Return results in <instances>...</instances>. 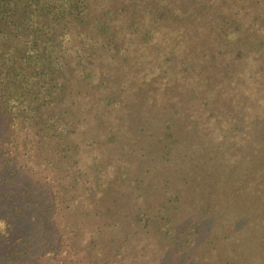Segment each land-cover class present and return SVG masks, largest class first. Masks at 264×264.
<instances>
[{"label":"rangeland","instance_id":"374dc122","mask_svg":"<svg viewBox=\"0 0 264 264\" xmlns=\"http://www.w3.org/2000/svg\"><path fill=\"white\" fill-rule=\"evenodd\" d=\"M215 2L199 26L131 17L81 90L74 157L57 170L43 151L30 174L57 204L26 221L27 256L0 264H264V9L235 4L256 37L237 47L210 32Z\"/></svg>","mask_w":264,"mask_h":264},{"label":"trees","instance_id":"16d2710c","mask_svg":"<svg viewBox=\"0 0 264 264\" xmlns=\"http://www.w3.org/2000/svg\"><path fill=\"white\" fill-rule=\"evenodd\" d=\"M136 2L140 5L138 10L134 9ZM237 2L226 0L222 4L218 11L221 18H217L210 32L218 33L216 41L227 39L238 47L245 41L254 43L256 37L251 20H239L234 26L241 8L235 7ZM211 3L216 2L0 0V258L14 261L26 257L29 250L26 221L29 218L36 221L57 204L46 198L49 195L41 198L35 192L38 187L30 174L40 171L38 159H47L42 156L43 151L46 154L51 150L49 161L43 162L51 163L57 170L63 168L57 161H68L73 156L74 152L68 148L74 151L70 133L80 121L84 107L81 90H85L86 80L94 73L93 66L96 69L99 59L112 60V50L122 47V32L125 26L133 24L131 17L139 25L153 26L158 18L146 16L150 17V13L156 16L158 13L154 11L162 7L176 13L183 25L194 20V25L199 26V19L210 11ZM258 4L259 9H264V0H244L243 6L258 12ZM161 13V17L168 18L169 13L164 12L166 16ZM219 26H228L231 31L225 32L223 27L218 32ZM39 174L43 192L48 172ZM60 180L58 184H63ZM65 188L64 191L68 186ZM64 191L58 194L60 198ZM47 252L48 248L40 257Z\"/></svg>","mask_w":264,"mask_h":264}]
</instances>
